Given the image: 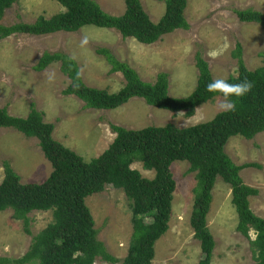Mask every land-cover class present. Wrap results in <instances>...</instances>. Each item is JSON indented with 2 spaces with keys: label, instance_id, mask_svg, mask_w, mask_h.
<instances>
[{
  "label": "rangeland",
  "instance_id": "rangeland-1",
  "mask_svg": "<svg viewBox=\"0 0 264 264\" xmlns=\"http://www.w3.org/2000/svg\"><path fill=\"white\" fill-rule=\"evenodd\" d=\"M113 15L126 10L125 0H96ZM154 22L166 11V0H141ZM255 8L264 12V0H189L187 30L177 29L153 44L124 38L117 29L94 25L77 32H56L45 36L17 33L0 40V107L18 117H27L35 103L44 120L55 124L56 140L82 155L86 160L101 155L116 139L112 124L128 129L163 126L174 123L188 127L212 120L218 113V95L198 106L192 116L185 111L173 112L134 97L114 110L89 108L74 94L64 90L71 79L63 72L62 63L54 62L42 71L34 69L46 53L62 52L74 58L84 82L91 86L118 92L126 80L121 72H111L112 65L98 48H108L123 62L135 68L143 80L157 81L160 72L169 73V94L189 96L199 79L197 56L208 61L214 79L238 75L239 63L233 54L237 44L243 46V58L249 69L264 66V28L239 19L236 10ZM57 0H18L2 20L8 26L35 22L40 16L50 18L65 11ZM226 151L239 165L253 162L259 166L241 171L244 181L259 190L249 197L253 211L264 218V131L254 138L241 135L230 138ZM9 161L23 183H43L53 171L39 140L10 129H0V183L5 178V162ZM133 168L153 178L154 170H146L137 161ZM177 187L174 193L170 228L155 245L154 264H198L203 258L201 244L194 237L190 218L194 206L196 173L188 161L176 160L171 166ZM230 184L218 178L213 188L208 224L216 240L213 264H254V252L247 237L237 231L238 213L231 201ZM125 191L108 185L102 192L86 198L109 252L120 261L111 263L98 258L95 264H124L134 232L132 210ZM33 234L39 233L53 220L52 211L29 214ZM251 238H255L254 230ZM32 235L25 231L22 220L10 209L0 211V257L19 258L29 250ZM15 264V263H9Z\"/></svg>",
  "mask_w": 264,
  "mask_h": 264
},
{
  "label": "trees",
  "instance_id": "trees-1",
  "mask_svg": "<svg viewBox=\"0 0 264 264\" xmlns=\"http://www.w3.org/2000/svg\"><path fill=\"white\" fill-rule=\"evenodd\" d=\"M16 1L0 0V40L17 33L45 36L60 31L77 32L94 25L117 29L124 38L153 44L177 29L191 27L186 18L189 0H166V11L157 22L151 19L141 0H125L126 10L121 15L106 12L96 0H57L66 10L50 18L40 16L32 23L3 24L6 11ZM236 12L240 20L264 28V12L252 7ZM97 52L106 56L112 65L111 72H121L125 77V86L116 93L87 85L78 62L62 52H46L34 69L42 71L51 63L61 62L63 72L71 79L64 93L78 96L89 108L114 110L138 97L159 108L185 111L190 117L198 106L222 96L208 91L207 84L214 78L208 61L200 53L195 90L189 96L177 98L169 94V73L160 72L155 83L147 82L128 62L118 60L110 49L98 48ZM233 54L239 63L238 75L225 80L233 84L244 81L253 84L247 94L231 97L236 103L235 111H222L210 121L188 127L168 123L128 129L112 124L116 139L91 160L55 139V124L44 120V114L35 103L31 104L25 118L0 107V129L10 128L26 137L37 138L53 167L43 183H23L11 163L5 162V178L0 183V211L12 210L13 217L22 220L25 231L33 237L26 254L19 258L0 257V264H95L98 258L119 262L99 239L95 219L86 205L89 195L102 192L108 185L125 191L132 210L134 232L123 263L154 264L156 242L170 228L177 187L171 166L176 160L188 161L190 171L197 177L190 222L203 252L198 264H213L216 241L208 226V215L219 177L231 186V201L238 213L237 231L249 239L254 264H264V218L253 211L249 200L259 190L248 185L241 176L244 168L259 164L239 165L226 151L231 137L241 135L252 139L264 131V66L249 69L241 43ZM137 161L142 162L146 170H154L155 176L145 177L133 168ZM33 211H52L53 214V220L36 235L29 216ZM252 230L254 239L250 235Z\"/></svg>",
  "mask_w": 264,
  "mask_h": 264
},
{
  "label": "clouds",
  "instance_id": "clouds-1",
  "mask_svg": "<svg viewBox=\"0 0 264 264\" xmlns=\"http://www.w3.org/2000/svg\"><path fill=\"white\" fill-rule=\"evenodd\" d=\"M252 88H253V84L250 81H244L241 83L233 84V83L228 82L225 79H213L207 84V89L209 92H213V93L218 92V93L222 94V96L224 97V99L218 105L219 109L223 112L235 111L236 110V103L233 99H231V97L243 96V95L247 94L248 92H250L252 90ZM190 220H191V218H190ZM190 224H191V222H190ZM208 226H209V224H208ZM192 229H193V227H192ZM193 231H194V229H193ZM211 232H212V230H211ZM194 233H195V231H194ZM214 239H215V235H214ZM200 244H201V242H200ZM216 247H215V250H216ZM201 249H202V247H201ZM215 250H214V252H215ZM213 257H214V255H213Z\"/></svg>",
  "mask_w": 264,
  "mask_h": 264
}]
</instances>
